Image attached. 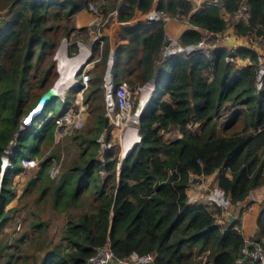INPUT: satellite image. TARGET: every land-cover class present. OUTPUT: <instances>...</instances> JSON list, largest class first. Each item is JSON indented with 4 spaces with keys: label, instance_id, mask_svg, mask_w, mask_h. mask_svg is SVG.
I'll return each instance as SVG.
<instances>
[{
    "label": "trees",
    "instance_id": "16d2710c",
    "mask_svg": "<svg viewBox=\"0 0 264 264\" xmlns=\"http://www.w3.org/2000/svg\"><path fill=\"white\" fill-rule=\"evenodd\" d=\"M88 2L0 0V12L6 11L0 22V264L4 259L12 264V256L6 254L15 246L22 247L25 239L32 241L26 264H87L108 241L118 260L155 253V264H204L199 259L203 255H207V264H246L240 262L246 240L235 229L241 225V217L227 223L229 230L224 233L216 216L222 210L215 204L191 207L187 195L192 174L211 176L219 171V188L234 210L264 186V86L257 89V65L238 71L226 61L225 50L174 57L165 64H170V71L164 79L157 66L165 42L164 25L125 27L122 37L129 43L116 54L115 87L127 83L137 88L152 79L157 83L156 93L141 113L142 142L121 165L120 173V156L113 151L106 155L105 164L97 160L98 141L109 118L103 73L91 75L85 103L94 106L90 111L94 122L81 137L72 138L78 156L66 148L61 174L50 177L54 162L63 158L62 138L56 133L61 113L51 115L56 100L33 119L31 128L24 130L23 121L52 89L57 78L52 58L62 38L75 29L74 16ZM221 3L232 17L241 7V0ZM248 5L250 26L237 30L242 35L258 30L264 37V0H248ZM117 7L114 0L106 12ZM151 7L152 0H127L120 7V21H129L137 9L147 12ZM159 8L172 15L180 9L188 15L192 5L185 0H162ZM192 24L213 33H221L229 25L218 6L202 12ZM201 38L199 32L191 31L182 42L197 44ZM109 46L108 41L101 60L104 69ZM240 55L258 63V57L249 51ZM77 93L73 91L66 103L58 98L64 112L74 105ZM171 130H178L181 136L169 137ZM14 142V172L8 170L1 180L3 159ZM52 149L49 158L40 162L37 178L28 181L17 209L6 212L9 201L18 195L12 189V176L24 171V160L42 158ZM102 172L107 173L104 179ZM32 196L64 218L59 232L53 231V214L45 217L48 209L39 211L24 201ZM32 211L36 215L31 228L20 225L15 241L1 244L4 228L12 227L20 214ZM257 225L253 242L264 246V202Z\"/></svg>",
    "mask_w": 264,
    "mask_h": 264
},
{
    "label": "built area",
    "instance_id": "2783aa9c",
    "mask_svg": "<svg viewBox=\"0 0 264 264\" xmlns=\"http://www.w3.org/2000/svg\"><path fill=\"white\" fill-rule=\"evenodd\" d=\"M118 7L106 12L102 5L106 1L89 3L74 16L75 29L71 34L65 37L60 44L59 49L54 55V62L58 73L59 80L63 77L61 73L62 58L75 59L86 56L87 67L84 70L74 74L73 80L67 87V91L56 98H60L66 103L70 94L78 90L75 103L72 109H76L75 114L70 110L62 112V116L57 120L56 133L60 137L71 135L75 130L83 129L85 125V114L88 110V104L85 103V93L90 86L89 72L93 69L94 64L101 62L105 52L107 42L112 43V48L109 50L107 59V67L104 75L103 88L106 97V115L109 118L110 126L103 132L98 143L100 144V152L98 160L105 164L106 155L112 152L113 148L119 145L121 147L120 167L118 173L121 172V165L130 156L133 149L142 142L140 135L141 117L137 118L138 122L135 125L128 124V119L134 114V106L138 97L141 96L138 102L137 111L134 115L136 118L142 98L145 94L148 95V100L145 109L149 106L150 101L157 91V83L155 79L150 80L146 84L137 88L130 87L127 83H122L119 87H115L114 83V68L116 64V54L122 45L129 43V40L122 37V32L125 27H135L139 25H160L165 27V42L161 49V58L157 61L158 70L170 58L174 57H189L194 54L211 55L214 52L225 50L226 61L232 64L236 70L243 71L254 64L258 66L257 89L262 90L264 86V37L257 31L247 35L239 34L237 28L239 26L249 27L251 20V10L248 5V0H241V7L236 12L235 16H231L222 6L221 0H185L192 5V9L188 15H183L178 9L175 15L170 14L159 8L162 0H152V7L145 12L137 9L133 17L129 21H120V7L127 0H116ZM218 6L222 10V18L229 25L227 29L221 33H213L208 30L201 29L192 24L193 19L198 17L205 10ZM6 11L0 12V22L5 18ZM88 18V20L85 19ZM173 26V29L170 27ZM197 31L202 35L201 41L197 44H185L182 42V37L187 32ZM241 51H249L258 57V63L250 57H242ZM92 67L91 70L88 69ZM86 73V74H85ZM144 109V110H145ZM84 116V118L82 117ZM82 118V119H81ZM174 131V132H172ZM117 136H115V135ZM169 134L181 136L178 130H171ZM111 136V140L109 137ZM5 157L10 159V154L6 153ZM4 157V158H5ZM26 170L40 169V161L24 160ZM63 160L54 162L49 171L52 179H56L62 172ZM12 168V167H11ZM193 183V182H192ZM191 183V184H192ZM200 186L199 182L192 184V187ZM201 199L206 198L212 205H217L224 212H229L231 201L225 195V192L219 187L212 188L206 195L202 193ZM252 201L256 198L254 194L250 196ZM192 202V201H191ZM193 206H199L198 203H193ZM237 230L243 234L246 245L242 250L241 263H258L264 264V246L253 242L256 232L248 233L245 223ZM157 259V254H149L144 257L133 255L126 260H118L112 250V245L108 241L104 246L96 249L95 255L90 257L87 264H154ZM199 259H203L204 264H207V255H203Z\"/></svg>",
    "mask_w": 264,
    "mask_h": 264
},
{
    "label": "rangeland",
    "instance_id": "374dc122",
    "mask_svg": "<svg viewBox=\"0 0 264 264\" xmlns=\"http://www.w3.org/2000/svg\"><path fill=\"white\" fill-rule=\"evenodd\" d=\"M98 1H100V0H89L87 6L89 5V3L98 2ZM105 1L106 2L104 4H102V5L106 7V11L108 12L109 11V8L113 6L114 0H105ZM64 38H62V40ZM109 45H110L109 46V50H110L112 48V43L110 41H109ZM59 47H60V44H59ZM59 47H58V49H59ZM53 59H54V56L52 58V61L54 62ZM170 59H172V58H170ZM165 64H167V63H165ZM165 64L163 66L161 65V67H160V71H161L160 75L165 74L163 76L164 79L169 75V71H170V64L169 65H165ZM91 69H92V67L90 66V68L88 69V71L91 70ZM105 71H106V69H104V66L102 65V63L99 62V63L94 64L93 69L89 72V75L90 76L91 75L92 76L93 75L95 76L98 73L99 74H102L103 73V77H104V75H105L104 72ZM57 79H58V73H57V78H56L55 82L53 83V86L57 82ZM97 96L98 97H101V94H97ZM140 98H141V96L138 97L137 101L135 102L136 104L134 106V114H135V112L137 110V106H138V102H139V99ZM55 100L56 101L52 104V110H51L52 111L51 115H53V116L59 115L60 113L64 112V110H63L64 107H63L62 104H60L59 99L58 100L55 99ZM88 105H89L88 106V110H87L86 113H84L85 114V125H84L83 129H81V130H75L71 135H67V136H64V137H60V138H62V143L61 144H63V147H62V149L60 151V155L63 156V158H62L63 165L66 163V160H65L66 159V156H67L66 148H69L71 150V152H72L71 154L72 155H75L76 157L78 156V154H76L78 148L76 146H74V145L71 144L72 138L74 139V137H81L82 133H84L85 131L88 130L89 123L90 122H94V120L91 119L92 117H91V112H90L91 109H94V106L92 105V103H90ZM98 106L101 107V103L100 102H99ZM72 107L73 106L71 104V107L70 108H72ZM70 112H72L73 114H75L77 112V110L76 109H72V110H70ZM134 114H132L131 116H133ZM75 115L76 116H80V114H78V113L75 114ZM82 117L84 118V116H82ZM46 120H44V121H46ZM40 121L41 120H39V122ZM41 122H43V121H41ZM41 124L42 123H40V125ZM32 125H33V122L32 123H29L28 122V124H26V122L23 121V126L22 127H23L24 130H27V129L31 128ZM109 126H110V122H109ZM172 132H174V131H172ZM169 137L176 138L177 136H176V134H169ZM15 146H16V142H14L11 145L9 151L7 152L8 155L10 154V158L11 159H12L13 147H15ZM52 151H53V149L47 151L42 158L39 157V158H36V159L38 161H40V162L41 161H45L46 159L49 158L48 156L51 154ZM112 151H113V153L118 154L119 156L121 155V147H119V145H117L116 147H114ZM29 160H34V159H29ZM7 168H9V167L4 168V170H6ZM9 170H12V172H14L13 171L14 169H12L11 167L9 168ZM39 170H41V166H40V169H37V170L36 169H33V170H26V169H24V171L21 174L12 176L13 177L12 189H15L18 192V195H17V197L14 200L9 201V203L7 205V208H6V212L7 211H10L12 209H17V207H18V205H19V203L21 201V198L23 197V195H24V193H25V191H26V189L28 187V185H27L28 181L33 176H35V178H37V174H38V171ZM1 174H3L2 169H1ZM101 175H102V178L103 179L107 176L106 173H101ZM1 177H2V175H1ZM38 198H39L38 196H35V197L32 196V197H30L29 200H28V198H26L24 201H26L29 205H32L33 206V209H38L39 211L42 210V209H45V208L48 209L47 210L48 212L45 213V217L46 216L47 217H49V216L51 217V215L53 214V217H54L53 218V223H52L53 231L54 232H59L60 229H61V227L64 225V218L55 215V213L50 208L51 206L49 204H43V203L39 202L38 201ZM38 213L41 214V212H38ZM35 215L36 214L33 211L30 212L29 214H25V213L24 214H20L14 220L12 227L6 226V228H4V234H5V236L1 239V244H3V245L10 244L11 245V242L15 241V239L18 236L17 234H18V231L20 230L18 227L20 225H23L24 229H30L31 228L30 227V223L34 220ZM68 216H71V215H68ZM2 233L3 232H0V235ZM28 241L29 240H26L25 239L24 240V245L22 247H16L15 246L11 251H9L6 254V255L10 254V256H12V262H11L12 264H26V261H25V255H27V253H26L27 251L26 250H27V248H28L29 245L32 246V241H29V242ZM10 256H8V257H10ZM2 264H9V262H7V260L4 259V262Z\"/></svg>",
    "mask_w": 264,
    "mask_h": 264
},
{
    "label": "crops",
    "instance_id": "0c3cea01",
    "mask_svg": "<svg viewBox=\"0 0 264 264\" xmlns=\"http://www.w3.org/2000/svg\"><path fill=\"white\" fill-rule=\"evenodd\" d=\"M88 20L87 17H85ZM170 29L174 30V27L171 26ZM228 177H231V173L227 172L226 174ZM222 176L221 172H216L211 176H197L191 175V182L197 183L199 182L200 186L192 187V184L188 187L187 195L189 197V205L191 207H209L212 206L208 201L207 197L201 199L200 195L205 193L206 195L212 188L219 187V180ZM254 197L256 198L255 201H252L250 197H248L245 201H243L239 207L235 208L234 210H230L229 212H222L221 215L217 216V225L223 226L224 233L228 232L229 224L227 217L233 213L235 217V221H237L242 216V221L245 223L246 229L248 233L257 232L258 228V219L260 215V207L264 202V186L254 191ZM192 201V202H191ZM193 203H198L199 206H193ZM230 225V224H229Z\"/></svg>",
    "mask_w": 264,
    "mask_h": 264
},
{
    "label": "bare ground",
    "instance_id": "6f19581e",
    "mask_svg": "<svg viewBox=\"0 0 264 264\" xmlns=\"http://www.w3.org/2000/svg\"><path fill=\"white\" fill-rule=\"evenodd\" d=\"M87 64L88 63H86V56L78 57L75 59H68L66 57H63L61 62V73L63 74V77L54 87L53 90L54 97L65 93L67 91L68 85L70 84V81L73 80L74 78V74L80 71V69L84 70V67H87ZM147 100H148V95L145 94L142 98V102L139 106V110L136 118H134L135 114L131 116V118L128 119L127 121L128 124L135 125L136 122H138L137 118L141 117V113L146 107Z\"/></svg>",
    "mask_w": 264,
    "mask_h": 264
},
{
    "label": "water",
    "instance_id": "95a60500",
    "mask_svg": "<svg viewBox=\"0 0 264 264\" xmlns=\"http://www.w3.org/2000/svg\"><path fill=\"white\" fill-rule=\"evenodd\" d=\"M53 90H54V87L50 91H48L41 98V100H40L39 104L37 105V107L31 112L30 116L27 118V120H26L27 123L30 122V121H32L33 118H36L37 116H39L42 113V111L44 110V108L46 107V105L49 104L52 100H55L56 97L54 98ZM11 145H10V147H11ZM2 167L3 168H6V167H9L10 168L11 167V164H10V161H9V158L8 157H5L4 158ZM227 220H228L229 224H233L235 222L234 214L231 213L227 217Z\"/></svg>",
    "mask_w": 264,
    "mask_h": 264
},
{
    "label": "clouds",
    "instance_id": "9594fccd",
    "mask_svg": "<svg viewBox=\"0 0 264 264\" xmlns=\"http://www.w3.org/2000/svg\"><path fill=\"white\" fill-rule=\"evenodd\" d=\"M53 87H54V86H53ZM55 99H58V98H55ZM59 99H60V98H59ZM147 108H148V107H147ZM147 108H146V109H147ZM146 109H145V110H146ZM145 110H144V111H145ZM136 111H137V110H136ZM135 113H136V112H135ZM143 113H144V112H143ZM143 113H142V115H143ZM61 114H62V113H61ZM142 115H141V116H142ZM28 117H29V116H28ZM28 117H27V118H28ZM27 118L25 119L26 124H28L27 121H26ZM33 119H34V118H33ZM33 119H32V121L29 122V123H32V122L34 121ZM133 150H134V149H133ZM132 152H133V151H132ZM131 154H132V153H131ZM131 154H130V156H131ZM130 156H129V157H130ZM98 157H99V155H98ZM98 157H97V160H98ZM120 157H121V155H120ZM129 157H128V158H129ZM128 158H127V159H128ZM127 159H126V160H127ZM126 160H125V161H126ZM3 161H4V159H3ZM98 161L101 162L100 160H98ZM125 161H124V162H125ZM124 162H123V163H124ZM101 163H102V162H101ZM105 163H106V158H105ZM10 164H11V161H10ZM102 164H104V163H102ZM11 167H12V165H11ZM12 169H13V167H12ZM8 170H9V168L6 169V170H4V168L2 167L3 174H1V175H2L1 180H2L3 176L7 173ZM102 173H106V172H102ZM106 174H107V173H106ZM191 183H192V182H191ZM190 185H191V184H190ZM253 193H254V192H253ZM253 193H252V194H253ZM252 194H251V195H252ZM251 195H250V196H251ZM250 196H249V197H250ZM230 210H231V208H230ZM222 212H223V210H222ZM241 222H242V216H241ZM241 225H242V223H241ZM241 225H240V226H241ZM240 226H236L235 229L237 230V228H239ZM153 254H155V253H153ZM135 255H136V254H135ZM132 256H133V255H132ZM132 256H131V257H132ZM137 256H138V255H137ZM146 256H147V255H146ZM139 257H140V256H139ZM143 257H144V256H143ZM157 257H158V256H157ZM156 260H157V259H156ZM155 262H156V261H155ZM154 264H155V263H154Z\"/></svg>",
    "mask_w": 264,
    "mask_h": 264
}]
</instances>
